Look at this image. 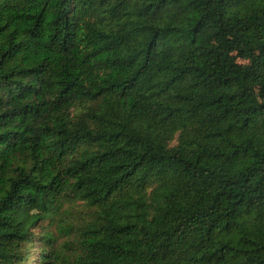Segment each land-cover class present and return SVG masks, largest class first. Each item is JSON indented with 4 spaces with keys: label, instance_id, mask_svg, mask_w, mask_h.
I'll list each match as a JSON object with an SVG mask.
<instances>
[{
    "label": "trees",
    "instance_id": "16d2710c",
    "mask_svg": "<svg viewBox=\"0 0 264 264\" xmlns=\"http://www.w3.org/2000/svg\"><path fill=\"white\" fill-rule=\"evenodd\" d=\"M35 244L264 264V0H0V264Z\"/></svg>",
    "mask_w": 264,
    "mask_h": 264
},
{
    "label": "rangeland",
    "instance_id": "374dc122",
    "mask_svg": "<svg viewBox=\"0 0 264 264\" xmlns=\"http://www.w3.org/2000/svg\"><path fill=\"white\" fill-rule=\"evenodd\" d=\"M38 228H35V232L38 233ZM40 245H34V248L31 250L30 252V256L28 257V262L27 264H36L37 259V254H38V249H39Z\"/></svg>",
    "mask_w": 264,
    "mask_h": 264
}]
</instances>
